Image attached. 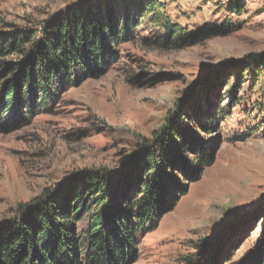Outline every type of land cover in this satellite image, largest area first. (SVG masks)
I'll list each match as a JSON object with an SVG mask.
<instances>
[{
    "label": "rangeland",
    "instance_id": "obj_1",
    "mask_svg": "<svg viewBox=\"0 0 264 264\" xmlns=\"http://www.w3.org/2000/svg\"><path fill=\"white\" fill-rule=\"evenodd\" d=\"M80 2L0 0V49L16 33L40 38ZM159 3L114 42L107 66L74 69L50 85L52 98L36 77L8 104L5 85L19 82L15 65L29 58L23 49L0 52V223L87 169L132 176L142 147L178 118L188 138L171 171L186 190L140 231L125 264H211L217 254L218 264H252L264 244V0ZM168 22L184 36L167 40Z\"/></svg>",
    "mask_w": 264,
    "mask_h": 264
},
{
    "label": "trees",
    "instance_id": "obj_2",
    "mask_svg": "<svg viewBox=\"0 0 264 264\" xmlns=\"http://www.w3.org/2000/svg\"><path fill=\"white\" fill-rule=\"evenodd\" d=\"M159 1L81 0L48 22L40 38L16 33L8 51L24 50L29 60L24 66L15 65L22 69L19 82L10 79L5 85L8 104L14 89L20 92L19 83L32 82L33 88L37 77L46 97L52 98L50 85L63 76L70 78L74 69L88 72L91 64L107 66L114 42L133 33L137 15L144 18L158 11ZM154 20L163 22L160 17ZM163 24H168L167 40L184 36L180 27L173 35L172 24ZM8 51L0 49L3 54ZM173 130L184 138L183 143L175 140ZM155 134V145L142 147L132 176L127 173L119 179L113 169H87L75 181L46 188L21 203L14 218L0 223V264H125L135 252L140 231L161 220L176 205L177 191L186 190L171 171L181 168L179 157L187 145L182 120L176 118L173 128ZM209 156L206 150L202 161L206 163ZM183 168L191 179L198 178L194 166L185 162ZM257 251L252 264H264V244ZM217 258L218 254L211 264H218Z\"/></svg>",
    "mask_w": 264,
    "mask_h": 264
}]
</instances>
